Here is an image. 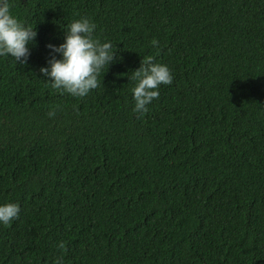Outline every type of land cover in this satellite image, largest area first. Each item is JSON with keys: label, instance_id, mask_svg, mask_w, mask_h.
<instances>
[{"label": "trees", "instance_id": "1", "mask_svg": "<svg viewBox=\"0 0 264 264\" xmlns=\"http://www.w3.org/2000/svg\"><path fill=\"white\" fill-rule=\"evenodd\" d=\"M0 3V264H264V0Z\"/></svg>", "mask_w": 264, "mask_h": 264}, {"label": "water", "instance_id": "2", "mask_svg": "<svg viewBox=\"0 0 264 264\" xmlns=\"http://www.w3.org/2000/svg\"><path fill=\"white\" fill-rule=\"evenodd\" d=\"M2 5H3V3L0 4L1 8H2Z\"/></svg>", "mask_w": 264, "mask_h": 264}, {"label": "flooded vegetation", "instance_id": "3", "mask_svg": "<svg viewBox=\"0 0 264 264\" xmlns=\"http://www.w3.org/2000/svg\"><path fill=\"white\" fill-rule=\"evenodd\" d=\"M1 4V3H0Z\"/></svg>", "mask_w": 264, "mask_h": 264}]
</instances>
